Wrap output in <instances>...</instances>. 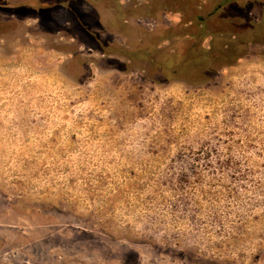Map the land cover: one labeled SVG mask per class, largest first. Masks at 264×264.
Instances as JSON below:
<instances>
[{"label": "rangeland", "instance_id": "1", "mask_svg": "<svg viewBox=\"0 0 264 264\" xmlns=\"http://www.w3.org/2000/svg\"><path fill=\"white\" fill-rule=\"evenodd\" d=\"M19 1L0 0V264H264V44L158 80Z\"/></svg>", "mask_w": 264, "mask_h": 264}, {"label": "trees", "instance_id": "2", "mask_svg": "<svg viewBox=\"0 0 264 264\" xmlns=\"http://www.w3.org/2000/svg\"><path fill=\"white\" fill-rule=\"evenodd\" d=\"M256 2L260 0H89L86 11L83 0H20L19 13L30 10L41 23L60 30L55 14L68 12L71 26L63 29L98 52L102 65L122 68L124 58L140 61L158 80L200 81L264 44V17L256 20L248 10ZM169 13L179 20H164ZM144 16L158 24L139 28L135 21Z\"/></svg>", "mask_w": 264, "mask_h": 264}]
</instances>
